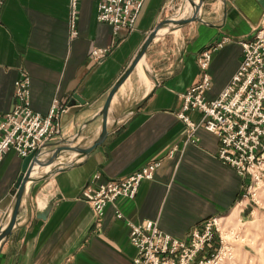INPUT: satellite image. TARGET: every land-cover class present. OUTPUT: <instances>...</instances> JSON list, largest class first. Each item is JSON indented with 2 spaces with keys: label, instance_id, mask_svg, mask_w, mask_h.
<instances>
[{
  "label": "crops",
  "instance_id": "crops-1",
  "mask_svg": "<svg viewBox=\"0 0 264 264\" xmlns=\"http://www.w3.org/2000/svg\"><path fill=\"white\" fill-rule=\"evenodd\" d=\"M98 1H79L74 40L71 0L6 1L0 15V121L15 107L16 82L27 73L34 111L46 115L55 99L69 107L61 131L45 143L81 131L76 141L63 146L90 145L101 129L100 111L110 91L149 33L168 16L192 12L188 0H146L135 28L115 34L110 23L98 19ZM225 1H205L201 15L211 24L193 21L164 29L152 42L112 100L108 120L117 121L114 130L90 154L82 157L64 149L52 164L35 165L0 264H132L137 249L130 240V221L157 220L165 232L186 239L204 219L238 209L246 178L220 159L221 140L201 124V110L186 112L198 124L196 141L188 138V126L179 117L182 94L202 80L201 52L223 41L207 69L211 87L206 98L212 100L240 66V41L250 38L261 21L264 0ZM94 48L109 52L98 61ZM75 94L86 103L70 105ZM53 148L46 147L41 160ZM23 160L11 149L0 163V225L11 208ZM157 160L161 164L154 177L142 181L134 198L119 197L98 218L82 194L88 184L97 187ZM72 163L44 177L55 165ZM96 174L100 178L92 182Z\"/></svg>",
  "mask_w": 264,
  "mask_h": 264
},
{
  "label": "built area",
  "instance_id": "built-area-1",
  "mask_svg": "<svg viewBox=\"0 0 264 264\" xmlns=\"http://www.w3.org/2000/svg\"><path fill=\"white\" fill-rule=\"evenodd\" d=\"M7 0H0V15ZM80 0H71L70 39L79 35L77 14ZM146 0H99L97 17L113 26L115 34L121 30H133ZM243 58L236 73L221 94L207 100L206 92L211 87L207 71L213 50L223 41L205 49L199 56L203 71L202 80L182 94L183 109L179 113L188 126V138L196 141L198 124L186 113L191 109L201 110V124L217 134L221 140L219 157L231 164L246 178V189L239 205L240 214L250 205H260L261 189L264 188V12L253 35L240 41ZM108 48H94L92 56L101 60L107 56ZM69 107L55 99L49 112L42 115L32 108L31 77L24 73L16 82V105L0 121V163L11 149L21 157L38 149L61 131V118ZM159 160L150 162L141 170L109 180L94 187L88 184L83 197L94 208L98 218L106 207L121 197L134 198L140 184L152 179ZM100 174L93 177V181ZM245 203V204H244ZM248 203V204H249ZM117 216L122 218L121 211ZM222 216H211L190 231L188 238L179 239L165 232L157 220L129 222L130 240L137 249L132 264H226L234 257V246L230 238H238L236 230L225 229ZM243 220V216H242Z\"/></svg>",
  "mask_w": 264,
  "mask_h": 264
},
{
  "label": "water",
  "instance_id": "water-1",
  "mask_svg": "<svg viewBox=\"0 0 264 264\" xmlns=\"http://www.w3.org/2000/svg\"><path fill=\"white\" fill-rule=\"evenodd\" d=\"M190 5L192 6V12L189 15H186L184 17H175L176 15L168 16L164 18L148 35L145 42L141 46L140 50L138 51L137 55L133 59V61L130 63L128 68L125 70V72L122 74V76L118 79V81L115 83L114 87L110 91L108 98L100 111V114L103 117V122L101 129L98 133V136L92 141V143L86 147L82 146H63L64 144H69L71 142H74L77 140V138L82 135V132H78L74 137L64 139L58 143H44L42 146H40L38 149L33 150L30 152L23 160L22 163V171L21 174L18 177V180L16 182V188L17 191L15 192L11 208L6 215L5 219L3 220L2 224L0 225V251L2 249V246L5 242V240L12 234L14 231V228L17 223L18 213L20 210V206L22 204L23 197L26 192V186L28 181L33 180L32 178V171L35 167V165L44 166L52 164L54 161H56L58 155L60 152L64 149H68L71 151L78 152L82 157L87 156L90 154V152L97 147L99 144H101L106 136L114 130L116 126V120L113 124L109 123L108 120V112L112 103V100L117 93L118 89L121 87V85L126 81V79L131 75V73L135 70V68L138 66V64L143 61V59L146 56V53L148 51V48L152 44V42L161 35L162 31L164 29H167L166 31H172L177 28L183 27L190 22L193 21H199L206 24H211V22L205 20L203 16L201 15V11L203 8V5L206 0H188ZM226 2L225 0H223ZM154 77V76H153ZM78 102L85 104L86 101L81 99L77 94L74 95V100L70 102V105L77 104ZM144 102V99L140 101L136 107L138 108L142 103ZM54 146L52 155L47 158L46 160H41L42 153L44 152V149L48 146ZM72 164H67L66 166L63 165H55L52 167L49 172L44 175V177L50 175L53 172H56L58 170L65 169V167L73 166ZM52 204H49L47 207L46 212H43V214H40L41 217H45L48 210L51 208Z\"/></svg>",
  "mask_w": 264,
  "mask_h": 264
},
{
  "label": "rangeland",
  "instance_id": "rangeland-1",
  "mask_svg": "<svg viewBox=\"0 0 264 264\" xmlns=\"http://www.w3.org/2000/svg\"><path fill=\"white\" fill-rule=\"evenodd\" d=\"M260 192V205L251 206L249 201L245 202L253 209V214L249 213L242 220V205H239L236 211L221 217L223 227L232 228L238 234V238H230L234 257L226 264H264V188Z\"/></svg>",
  "mask_w": 264,
  "mask_h": 264
},
{
  "label": "bare ground",
  "instance_id": "bare-ground-1",
  "mask_svg": "<svg viewBox=\"0 0 264 264\" xmlns=\"http://www.w3.org/2000/svg\"><path fill=\"white\" fill-rule=\"evenodd\" d=\"M139 64L141 65V62Z\"/></svg>",
  "mask_w": 264,
  "mask_h": 264
}]
</instances>
